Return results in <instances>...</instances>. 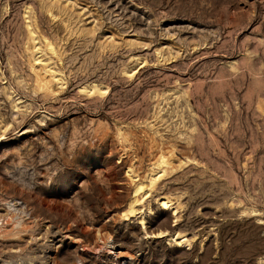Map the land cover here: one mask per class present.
Here are the masks:
<instances>
[{
    "label": "rangeland",
    "instance_id": "374dc122",
    "mask_svg": "<svg viewBox=\"0 0 264 264\" xmlns=\"http://www.w3.org/2000/svg\"><path fill=\"white\" fill-rule=\"evenodd\" d=\"M127 259L264 264V0H0V264Z\"/></svg>",
    "mask_w": 264,
    "mask_h": 264
},
{
    "label": "bare ground",
    "instance_id": "6f19581e",
    "mask_svg": "<svg viewBox=\"0 0 264 264\" xmlns=\"http://www.w3.org/2000/svg\"><path fill=\"white\" fill-rule=\"evenodd\" d=\"M161 163L163 164H165L166 163V161H165V159H162V161H161ZM143 188H145L142 184H139L138 186H137V188H136V191H135V195H134V199L130 202V204H129V206H128V208L123 212V216L124 217H130L131 215H133L135 212H136V209H135V202L137 201V195L139 194V192L143 189ZM165 201L163 202V209H166L167 207H168V204H169V200H166V199H164ZM143 221V224H144V220H142ZM163 232L164 231H160V232H158V235H161V234H163ZM154 233L155 232H153V231H149V230H146L145 231V234L146 235H149V234H151V235H154ZM181 243H182V241H181ZM89 251V250H88ZM82 258L84 259V257L82 256ZM82 258H80L81 259V261H83L84 262V260L82 259ZM99 260H100V258H99ZM80 261V260H79ZM80 261V262H81ZM98 261V260H97ZM100 262V261H99ZM98 262V263H99ZM82 263V262H81ZM126 263V261H124L123 262V264H125ZM128 263V262H127ZM83 264V263H82ZM97 264V263H96Z\"/></svg>",
    "mask_w": 264,
    "mask_h": 264
},
{
    "label": "built area",
    "instance_id": "2783aa9c",
    "mask_svg": "<svg viewBox=\"0 0 264 264\" xmlns=\"http://www.w3.org/2000/svg\"><path fill=\"white\" fill-rule=\"evenodd\" d=\"M128 260H129V259H127V260H124V261H126V262H127ZM104 264H105V263H104Z\"/></svg>",
    "mask_w": 264,
    "mask_h": 264
}]
</instances>
